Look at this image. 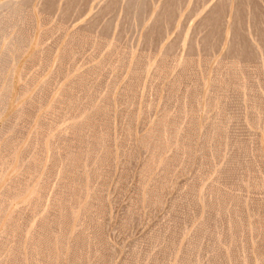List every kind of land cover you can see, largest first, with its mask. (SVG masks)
Wrapping results in <instances>:
<instances>
[{
	"label": "rangeland",
	"instance_id": "rangeland-1",
	"mask_svg": "<svg viewBox=\"0 0 264 264\" xmlns=\"http://www.w3.org/2000/svg\"><path fill=\"white\" fill-rule=\"evenodd\" d=\"M8 1L21 0H0V14ZM23 1L0 21V264H225L226 250L236 264H264V0H70L69 12L66 0ZM82 123L84 142L70 129Z\"/></svg>",
	"mask_w": 264,
	"mask_h": 264
},
{
	"label": "bare ground",
	"instance_id": "bare-ground-1",
	"mask_svg": "<svg viewBox=\"0 0 264 264\" xmlns=\"http://www.w3.org/2000/svg\"><path fill=\"white\" fill-rule=\"evenodd\" d=\"M67 1H68V2H67ZM69 1H70V0H66V2L63 1V3H64V5L67 4V5H65V9H66V6H68L67 8H69V10H70V7L73 6V5H71V4H72L73 2H75V0H74V1L72 0L73 2L70 1L71 4H69ZM81 1H82V0H81ZM110 1H111V0H109V2H110ZM116 1H117V0H116ZM116 1L114 0V2H116ZM128 1H129V0H128ZM138 1L140 2V0H138ZM138 1H137V2H138ZM141 1H143V0H141ZM172 1H173V0H172ZM172 1L170 0L171 3H172ZM236 1H237V0H236ZM19 2H20V3L15 2V1H13V2H12V1H8V2H6V3L4 4V5H5L4 7L7 9V10H6L7 13L5 12V13H4L5 15H4V14H0V21L3 20V18H6V17H10V18H12V17H14L16 14H17L16 16H17V18H18V16H19V15H18V12L20 11V10H19V6H20L19 4L22 3V0L19 1ZM23 2H25V0H24ZM49 2H50V1H49ZM52 2H53V0H52ZM76 2H77V1H76ZM109 2H108V5L111 4V6H114V4H116V3L112 4L113 1H111V3H109ZM126 2H127V1H126ZM129 2H130V1H129ZM132 2H133V1H132ZM132 2H131V3H132ZM163 2H164V1H163ZM163 2H162V3H163ZM170 2H169V3H170ZM174 2H175V0L173 1V3H174ZM226 2H227V1H226ZM77 3H78V2H77ZM144 3H145V2H144ZM162 3H161V4H162ZM166 3H167V0L165 1V4H166ZM171 3H170V4H171ZM220 3H221V2H219V4H220ZM223 3H224V2H223ZM242 3H244V2H242ZM68 4H69V5H68ZM73 4L75 5V3H73ZM134 4H135V3H134ZM177 4H178V3H177ZM2 5H3V4H2ZM61 5H62V4H61ZM64 5H62V6H60V7L64 8ZM104 5H105V4H104ZM118 5H119V4H118ZM124 5H125V4H124ZM127 5H129V4H127ZM131 5H133V4H131ZM142 5H144V4H141V6H142ZM162 5H163V4H162ZM166 5H167V4H166ZM166 5L164 6V9H165V7H169V6H166ZM181 5H182V4H181ZM221 5H222V4H221ZM221 5H220V6H221ZM224 5H225V4H224ZM224 5H223V6H224ZM228 5H229V4H228ZM43 6H44V5H43ZM133 6H134V5H133ZM138 6H139V5H138ZM141 6H140V7H141ZM174 6H175V5H174ZM174 6L171 4L170 7H174ZM226 6H227V3H226ZM51 7H52V6H51ZM73 7H75V6H73ZM105 7H106V6H105ZM129 7H130V5H129ZM170 7H169V9H170ZM177 7H178V6H177ZM217 7H218V5H217ZM227 7H228V6H227ZM27 8H28V7H27ZM106 8L108 9V6H107ZM126 8H128V6H127ZM138 8H139V7H138ZM160 8H161V5H160ZM162 8H163V7H162ZM212 8H213V7H212ZM223 8H225V7H223ZM223 8H222V9H223ZM21 9H22V8H21ZM55 9H56V8H55ZM101 9H103V5H102ZM107 9H106V11H107ZM130 9H133V8H130ZM139 9H143V8L141 7V8H139ZM164 9H163V10H164ZM227 9H228V8H227ZM234 9H237V7H234ZM39 10H40V9H39ZM60 10H62V9L60 8ZM66 10H67V9H66ZM69 10H67V11L69 12ZM71 10H72V9H71ZM71 10H70V11H71ZM137 10H138V9H137ZM159 10H160V9H159ZM159 10H158V12H159ZM163 10H162V12H163ZM172 10L174 11V8H172L170 11H172ZM210 10H211V9H210ZM223 10H225V9H223ZM62 11H63V10H62ZM100 11H101V10H100ZM102 11H103V10H102ZM102 11H101V12H102ZM135 11H136V10H135ZM142 11H143V10H142ZM165 11H169V10H165ZM211 11H213V10H211ZM211 11H210V12H211ZM46 12H47V11H46ZM139 12H140V10H139ZM149 12H150V10H149ZM162 12H161V14L159 13L161 16L164 14V13L162 14ZM210 12H209V13H210ZM215 12H218V13L216 14ZM215 12H213V13L215 14V15H214V14H213V15H214V16H218V17H220L219 10H218V11H215ZM224 12H225V11H224ZM39 13H40V12H39ZM41 13H42V12H41ZM41 13H40V14H41ZM60 13H61V11H60ZM136 13H137V12H136ZM136 13H135V15H137ZM140 13H141V12H140ZM142 13H143V12H142ZM142 13H141V14H142ZM168 13H169V12H167V15H168ZM170 13H171V12H170ZM172 13L174 14L175 11L172 12ZM220 13L222 14V11H220ZM138 14H139V13H138ZM159 14L157 13V15H159ZM211 14H212V12H211ZM211 14H210V16H211ZM236 14H237V13H235L234 16H235ZM63 15H64V14H63ZM171 15H172V14H171ZM226 15H227V14H226ZM23 16H24V15H23ZM26 16H27V15H26ZM26 16H25V18L28 17V16H27V17H26ZM64 16H66V13H65ZM210 16H207L206 18L204 17L203 19H204V20H205V19H208V17L210 18ZM43 17H44V16H43ZM61 17H62V16H61ZM136 17H137V16H136ZM136 17H135V18H136ZM138 17L140 18V16H138ZM166 17H167V16H166ZM166 17H165V18H166ZM249 17H250V16H249ZM32 18H33V16H32ZM141 18H142V16H141ZM158 18H159V16L157 17V19L155 18V20H158ZM167 18H170V15H169V17H167ZM212 18H213V17H212ZM6 19H7V18H6ZM28 19H29V18H28ZM42 19H43V18H42ZM234 19H235V17H234ZM234 19H232V20L234 21ZM251 19H252V18H251ZM14 20H15V19H14ZM16 20H17V19H16ZM23 20H24V17H23ZM26 20H27V19H25V21L22 22V24L24 23V26H25V22H26ZM136 20H137V18H136ZM138 20H139V19H138ZM155 20H154V21H155ZM159 20H162V18L160 17ZM168 20H169V19H168ZM168 20H167V22H168ZM208 20H210L209 23H211V20H212V19H208ZM208 20H205L206 23H208V22H207ZM214 20L216 21L217 19L214 18ZM232 20H231V23L233 24V21H232ZM235 20H236V19H235ZM33 21H34V20H33ZM154 21H153V22H154ZM163 21H164V20H163ZM4 22H5V21H4ZM6 22H7V20H6ZM13 22H14V21H13ZM29 22H31V21H29ZM29 22H28V23H29ZM153 22H152V23H153ZM10 23H12V22H10ZM206 23H205V24H206ZM209 23H208V25H209ZM0 24H3V23L0 22ZM13 24H16V22L13 23ZM40 24H42V23H40ZM153 24H154V23H153ZM156 24H157V23H156ZM162 24H163V23H161V25H159V27L163 26ZM232 24H231V25H232ZM20 25H21V24H20ZM29 25H30V24H29ZM33 25H34V24H33ZM92 25H94V23L91 24V27H90V25H89L88 27L85 26V25H84V26L87 27L86 29H88L89 27L92 29V27H93ZM106 25H107V24H106ZM203 25H204V24H203ZM208 25H206V26L208 27ZM211 25H212V24H211ZM13 26H14V25H13ZM21 26H22V25H21ZM4 27H5V26H4ZM22 27H23V26H22ZM22 27H20V28H22ZM80 27H83V26H80ZM85 27H83L82 29L85 30ZM153 27H154V25H153ZM153 27H151L152 30H153ZM156 27H158V26H156ZM6 28H7V27H6ZM12 28H13V27H12ZM20 28H19V29H20ZM24 28H26V27H24ZM24 28H22V29H24ZM209 28H211V27H209ZM4 29H5V28H4ZM10 29H11V28H10ZM76 29H78V28H76ZM91 29H90V30H91ZM107 29H108V28H107ZM1 30H2V29H1ZM88 30H89V29H88ZM148 30H149V29H148ZM150 30H151V29H150ZM152 30H151V31H152ZM4 31H5V30H4ZM7 31H8V30H7ZM19 31L22 32V30H18V33H19ZM24 31H26V30L24 29L22 33H24ZM79 31H80V30H79ZM79 31H78V32H79ZM231 31H232V30H231ZM9 32H10V30H9ZM73 32H74V31H73ZM75 32H76V31H75ZM80 32L83 33L82 30H81ZM87 32H88V31H87ZM87 32L84 31V33H83L82 35L84 36L85 33H86V34L89 33V32H88V33H87ZM149 32H150V31H149ZM2 33H3V32H2ZM22 33H20V34L17 35V36H16V35H13L15 38H14V37H12V38H13L14 40H17V42L20 41V40H23L24 38H22V37H24V35H22V37H21V34H22ZM90 33H91V35H92V32H90ZM6 34L8 35V33H6ZM79 34H80V33H79ZM79 34L76 33V35H79ZM147 34H149V33L147 32ZM147 34H146V36H147ZM1 35H2V34H1ZM73 35H75V34L73 33ZM91 35H89V36H91ZM69 36H71V35H69ZM93 36H94V35H93ZM146 36H145V37H146ZM31 37H32V36H31ZM84 37H86V35H85ZM84 37H83V39H84ZM97 37H98V36H97ZM20 38H21V39H20ZM70 38H72V40L74 39L73 37H70ZM75 38H76V37H75ZM79 38H80V39H79ZM79 38H78V40H82V36H81V34H80V37H79ZM89 38H91V37H89ZM247 38H248V37H247ZM10 39H11V38H10ZM13 39H11V40H13ZM92 39H94V38H92ZM92 39H91V40H92ZM236 39H237V38H236ZM252 39H253V38H252ZM69 40H70V39L68 38L67 44H68V42L70 43ZM78 40H75L76 43H74V41H73L74 45H75V46L77 45L76 48H78L79 46L82 47V45L79 43ZM85 40H88V38L85 39ZM89 40H90V39H89ZM229 40H230V37H229ZM233 40H234V39H233ZM242 40H244V39H242ZM245 40H246V39H245ZM27 41H28V40H27ZM92 41H93V40H92ZM247 41L249 42V40H247ZM14 42H15V41H14ZM14 42H13V43H14ZM77 42H78V44H77ZM80 42H82V41H80ZM102 42H103V41H102ZM243 42H244V41H243ZM7 43H8V42H7ZM9 43H10V41H9ZM9 43H8V46H9ZM20 43H21V42H20ZM26 43H28V42H26ZM65 43H66V42H65ZM73 43L71 42L70 45L72 46ZM87 43H88V42H87ZM232 43H234V42H232ZM245 43H246V42H245ZM250 43H251V42H249V47H247V48H248V49L250 48V51H251V49H254V47L251 46V47H252V48H251V47H250V45H251ZM21 44H22V43H21ZM40 44H41V43H40ZM82 44H84V43L82 42ZM115 44H116V43H115ZM239 44H240V43H239ZM11 45H12V44H11ZM11 45H10V46H11ZM16 45H17V44H16ZM27 45H28V44H27ZM70 45H69V46L67 45V46L70 47ZM241 45H242V44H241ZM5 46H6V45H5ZM63 46H64V45H63ZM67 46L65 45L64 47H67ZM199 46H200V45H199ZM228 46H229V45H228ZM236 46H237V45H236ZM238 46H239V45H238ZM247 46H248V44H247ZM254 46H255V45H254ZM6 47H7V46H6ZM18 47H19V46H17V48H18ZM64 47H62V48H64ZM68 47H67V51L69 52V51H70V48L68 49ZM115 47H116V46H115ZM231 47H232V46H231ZM239 47L241 48V46H239ZM10 48H11V47H10ZM43 48L46 49V47H43ZM72 48H73V46H72ZM193 48H194V47H193ZM228 48H230V47H228ZM236 48H237V47H235V49H236ZM4 49H5V47H4ZM4 49H3V50H4ZM7 49H8V47H7ZM22 49H23V48H22ZM45 49H43V50L45 51ZM79 49H80V48H79ZM230 49H231V48H230ZM230 49H229V50H230ZM241 49H243V48H241ZM241 49H240V51H241ZM261 49H262V48H261ZM38 50H39V49H38ZM48 50H49V49H48ZM74 50H75V49H74ZM193 50H194V49H193ZM237 50H238V48L236 49V51H237ZM6 51H7V50H6ZM62 51H63V50H62ZM168 51H169V50H168ZM232 51H234V50L232 49V50H231V53H232ZM236 51H234V52L236 53ZM238 51H239V50H238ZM238 51H237V53H238ZM250 51H249V52H250ZM252 51H254V50H252ZM252 51H251V52H252ZM47 52H48V51H47ZM65 52H66V51H65ZM71 52H72V51H71ZM187 52H188V51H187ZM194 52H195V51H194ZM234 52H233V53H234ZM5 53H6V52H5ZM38 53H39V51H38ZM227 53H228V52H227ZM231 53H230V54H231ZM242 53H243V51H242ZM242 53H241V54H242ZM254 53H256V51H255ZM257 53H258V52H257ZM1 54H2V53H1ZM45 54H46V52H45ZM45 54H44V55H45ZM52 54H53V53H51L50 56H52ZM60 54H61L62 56H65V57H66V53L64 54V52H62V53H60ZM67 54H68V53H67ZM69 54H70V52H69ZM191 54H193V52H191ZM191 54H189V55H191ZM241 54H240V55H241ZM5 55H6V54H5ZM61 55H60V57H59V56H58V57H59V58H62ZM234 55H237L238 58H239V60H240V57H241L243 54H242L240 57H239V54H234ZM234 55L231 54V56H234ZM187 56H188V55H187ZM252 56H254V55H252ZM257 56H259V55H257ZM6 57H7V56H5V58H6ZM18 57H19V56H18ZM18 57H15V58H18ZM229 57H230V56H229ZM229 57H228V58H229ZM7 58H8V57H7ZM59 58H58V59H59ZM105 58H106V57H105ZM191 58H192V55H191ZM193 58H194V57H193ZM226 58H227V57H226ZM233 58H234V57H233ZM255 58H257V57L255 56ZM0 59H1V58H0ZM62 59H63V58H62ZM127 59H128V58H127ZM127 59H126V60H127ZM185 59H186V58H185ZM231 59H232V58H231ZM235 59H236V58H235ZM241 59H242V58H241ZM258 59H259V58H258ZM49 60H50V59H49ZM49 60H48V61H49ZM59 60H61V59H59ZM59 60H58V62H62V60H61V61H59ZM183 60H184V59H183ZM189 60H190V57H189ZM227 60H228V59H227ZM242 60H243V59H242ZM242 60H241L240 62H242ZM10 61H11V59H10ZM52 61H53V60H52ZM234 61H235V60H234ZM6 62H7V59H6ZM49 62H50V61H49ZM49 62H48V65H49ZM100 62H101V61H100ZM183 62H184V61H183ZM190 62H191V61H190ZM243 62H244V61H243ZM2 63H3V61H2ZM2 63H1V66L4 64V63H3V64H2ZM61 64H62V63H61ZM99 64H100V63H99ZM124 64H125V63H124ZM124 64H123V65H124ZM137 64H138V62H137ZM182 64H183V63H182ZM188 64H189V62H188ZM234 64H235V63H233V65H234ZM243 64H245V63H243ZM6 65H7V64H6ZM6 65H5V66H6ZM104 65H105V64H104ZM135 65H136V64H135ZM138 65H139V64H138ZM138 65H137V66H138ZM180 65H181V64H180ZM185 65H187V64L185 63ZM240 65H241V64H240ZM120 66H122V65H120ZM124 66H126V65H124ZM137 66H135L136 68L134 67V69H135L136 71H137V69H138ZM244 66H245V65H243V67H244ZM179 67H180V66H179ZM181 67H182V66H181ZM183 67H184V66H183ZM234 67H236V66L234 65ZM241 67H242V65H241ZM243 67H242V68H243ZM100 68H101V67H100ZM118 68H119V67H118ZM122 68H123V67H122ZM131 68H132V67H131ZM93 69H94V68H93ZM180 69H181V68H180ZM236 69H237V68L233 69V66H232V69H231V70H234V71H235ZM240 69H241V68H240ZM244 69H245V67H244V68L242 69V71H241L242 74H243V70H244ZM55 71H56V70H55ZM55 71L53 70V73H54ZM58 71H59V70H58ZM98 71H100V70H98ZM92 72H93V70H92ZM95 72H96V71H95ZM95 72H93V74H94ZM227 72H228V71H227ZM2 73H3V72H2ZM98 73H99V72H98ZM98 73H96V74H98ZM133 73H134V70H133ZM229 73L231 74L230 71H229ZM232 73H233V72H232ZM79 74H83V73H79ZM233 74H235L234 77H236V78L238 77L237 71H236V73H233ZM236 74H237V76H236ZM9 75H10V74H9ZM9 75H8V76H9ZM133 75H134V74H133ZM225 75H228V73H226ZM225 75H224V76H225ZM50 76H53V74H51ZM80 76H81V75H80ZM82 76H85V75L83 74ZM82 76H81V78H80V77L78 78V76L75 75V78H78V82H79V79H81L80 81H82ZM94 76H95V74H94ZM231 76H232V75H231ZM231 76H230V77H231ZM47 77H48V76H47ZM85 77H86V76H85ZM85 77L83 78V80H85ZM89 77H90V76H89ZM226 77L229 78V76H226ZM239 77H240V76H239ZM34 78H35V76H34ZM52 78H53V77H52ZM72 78H74V77H72ZM86 78H87V77H86ZM222 78H223V76H222ZM227 78H226V79H227ZM10 79H11V77H10ZM47 79L49 80V77H48ZM47 79H46V80H47ZM94 79H95V78H94ZM219 79H220V78H219ZM229 79L232 80V78H229ZM238 79L240 80L241 77L238 78ZM48 80H47V81H48ZM74 80H76V82H77V79H74ZM74 80H73L72 83H75ZM88 80H89V79H88ZM227 80H228V79H227ZM230 80H229V81H230ZM234 80H235V79H234ZM244 80H245V79H244ZM86 81H87V80H86ZM222 81H224V80H222ZM229 81H228V82H229ZM49 82H50V80H49ZM83 82H84V81H83ZM219 82H220V80H219ZM225 82L227 83V87H226V88H228V86H230V85H229L230 83H228L227 81H225ZM246 82H247V81H246ZM246 82H245L244 84H245L246 87H248V86H247L248 83L246 84ZM29 83H30V81H29ZM44 83L46 84L45 80H44ZM79 83H80V82H79ZM215 83H216V82H215ZM215 83H214V84H215ZM68 84H69V82H68ZM75 84H76V83H75ZM84 84H86V83H84ZM240 84H242V83L240 82ZM10 85H11V83H10ZM25 85H26V84H25ZM30 85H31V84H30ZM40 85H41V84H40ZM43 85H44V84H42V87H43ZM66 85H67V84H66ZM78 85L80 86V84H77L76 86H78ZM217 85H218V84H217ZM217 85H216V86H217ZM231 85H232V84H231ZM238 85H239V84H238ZM8 86H9V85H8ZM45 86H46V85H45ZM45 86H44V88H45ZM69 86L72 87L73 85L71 84V85H69ZM74 86H75V85H74ZM74 86H73V87H74ZM76 86H75V87H76ZM220 86L223 87V89H226V88H224V86H226L225 84H224V86H223V85H220ZM26 87H27V86H26ZM71 87H67L68 89L70 88V89H69V90H70L69 93L71 92V89H73V87H72V88H71ZM83 87H84V86H83ZM221 87H219V88H221ZM241 87H242V86L240 85V88H241ZM8 88H9V90L11 89L10 86H9ZM24 88H25V87H24ZM39 88H40V87H39ZM44 88H42V89H44ZM216 88H217V87H216ZM249 88H250V87L245 88L246 91H247ZM5 89H6V91H7V88H4L3 91H4ZM27 89H28V87H27ZM27 89H25V90L27 91ZM68 89H67V91H68ZM75 89H76V88H75ZM223 89H222V91H223ZM236 89H237V87H236ZM28 90H29V89H28ZM86 90H87V89H86ZM86 90H85V91H86ZM250 90H251V88H250ZM36 91H37V90H36ZM38 91H39V89H38ZM63 91H65V90H63ZM67 91H66V93H67ZM7 92H8V91H7ZM7 92H5V95H6ZM27 92H28V91H27ZM27 92H26V93H27ZM40 92H42V91H41V88H40ZM40 92H39V94H40ZM236 92H237V90H236ZM239 92L241 93V91H239V89H238V93H239ZM3 93H4V92H2V94H3ZM34 93H35V92H34ZM222 93H223V92H222ZM240 93H239V94H240ZM8 94H9V93H8ZM24 94H25V93H24ZM24 94H23V96H24ZM35 94H38V93H35ZM35 94H34V95H35ZM62 94L64 95L65 93H64V92H63V93L61 92V93L58 95V97L60 98V96H61ZM70 94H71V93H70ZM70 94H69V95H70ZM73 94H75V93H73ZM247 94H248V93H247ZM63 95H62V96H63ZM65 95H66V94H65ZM83 95H84V94H83ZM7 96H9V95H7ZM7 96H6V97H7ZM35 96H37V95H35ZM35 96H33V97H35ZM62 96H61V97H62ZM73 96H74V95H73ZM229 96H230V95H229ZM238 96H239V95H238ZM58 97H57V98H58ZM224 97H226V96L224 95ZM241 97H242V96H241ZM0 98H2V96H1ZM3 98H4V96H3ZM31 98H32V96L30 97V99H31ZM39 98H40V97H39ZM57 98H56V99H57ZM63 98H64V96H63ZM63 98H62V99H63ZM81 98H83V97H81ZM81 98H80V99H81ZM231 98H232V97H231ZM245 98H246V97H245ZM4 99H5V98H4ZM28 99H29V98H28ZM35 99H36V98H35ZM35 99H34V100H33V99L30 100V102L32 103V101H33V103H34V102L36 101ZM37 99H38V98H37ZM0 100H1V99H0ZM16 100H17V99H16ZM57 100H58V99H57ZM59 100H60V99H59ZM223 100H224V99H223ZM240 100H242V99H240ZM246 100L248 101L247 98H246ZM249 100H250V98H249ZM3 101H4V100H3ZM37 101H38V100H37ZM37 101H36V102H37ZM74 101H75V99H74ZM79 101H80V100H79ZM79 101H77V102H79ZM228 101H229V100H228ZM6 102H7V100H6ZM30 102H29V103H30ZM53 102H56V103H54V104H56V105L59 103V101H58V102H57V101H53ZM4 103H5V101H4ZM4 103L2 102V103L0 104V106H1V105H4ZM25 103L28 104V100H26ZM31 103H30V107L33 106V105H31ZM40 103H41V101L39 102V104H40ZM227 103H228V102H227ZM231 103H232V102H231ZM247 103H248V102H247ZM54 104H53L52 106H54ZM76 104H77V103H76ZM239 104H240V103H239ZM21 105H23V103H22ZM24 105H25V104H24ZM28 105H29V104H28ZM28 105H26V106L28 107ZM35 105H37V103H35ZM41 105H42V104H41ZM43 105H44V104H43ZM56 105H55V106H56ZM88 105H89V103H88ZM90 105H91V104H90ZM90 105H89V106H90ZM223 105H224V104H223ZM5 106H6V104H5ZM50 106H51V105H50ZM55 106H54V107H55ZM106 106H107V104L105 105V107H106ZM21 107H22V106H21ZM21 107H19V110H18V111H22V110L24 109L25 106L22 107L23 109H22ZM35 107H36V106H35ZM98 107H99V106H98ZM98 107H96V108H98ZM224 107H226V106H224ZM5 108H6V107H5ZM20 108H21L22 110H21ZM28 108H29V107H28ZM48 108H49V107H48ZM57 108H58V107H57ZM99 108H100V107H99ZM33 109L35 110V109H37V107H36V108H33ZM49 109H50V108H49ZM52 109H53V107H52ZM100 109H101V108H100ZM100 109H99V110H100ZM102 109H103V106H102ZM0 110H1V109H0ZM4 110H5V109H4ZM4 110H3V111H4ZM25 110H26V111H29V109H27V108H26ZM30 110H32V108H30ZM34 110H32V111H34ZM50 110H51V109H50ZM54 110L56 111L55 108H54ZM99 110H95V109H93L91 112L93 113L94 116L92 115V113H91V114L89 113V115H90L91 117L93 116V118H95V117H96V114H95L96 112L94 113L93 111H99ZM108 110H109V109H108ZM225 110H226V109H225ZM103 111H104V109H103ZM227 111H228V109H227ZM23 112H24V111H23ZM23 112H22V114L19 112V114H18L17 116H20V115H23L24 113H26V112H24V113H23ZM35 112H37V110H36ZM53 112H54V111H53ZM101 112H102V111H101ZM104 112H107L106 109H105ZM108 112H110V110H109ZM224 112H225V111H224ZM27 113H28V112H27ZM45 113H46V112H45ZM99 113H100V112H99ZM220 113H221V112H220ZM225 113H226V112H225ZM227 113H228V112H227ZM43 114H44V113H43ZM101 114H102V113H101ZM1 115H2V114H1ZM26 115H27V114H26ZM44 115H45V114H44ZM102 115H103V116H102ZM102 115H98V114H97V117H99V116H100V117H99V119H98V118H96V119H98V120H100V121H101L102 119H105V117H104V113H103ZM218 115H219V114H218ZM225 115H226V114H224V116H225ZM23 116H25V114H24ZM23 116H22V117H23ZM90 116H89V117H90ZM105 116H106V114H105ZM220 116H221V115H220ZM220 116H219V117H220ZM20 117H21V116H20ZM41 117H42V116H41ZM41 117H40V118H41ZM87 117H88V116H86V118H87ZM101 117H103V118L100 119ZM42 118H43V117H42ZM84 118H85V117H84ZM84 118H83V119H84ZM93 118H90V119H93ZM221 118H222V116H221ZM226 118H227V117H226ZM229 118H230V117H229ZM23 119H24V117H23ZM44 119L46 120V118H44ZM83 119H82V120H83ZM96 119H95V120H96ZM41 120L43 121V119H41ZM98 120H97V121H98ZM228 120H229V119H228ZM228 120H227V122H228ZM84 121H85V119H84ZM90 121H91V120H89V121L87 120V123L90 122ZM22 122H23V121H22V118H21L20 123H22ZM46 122H47V121H46ZM85 122H86V121H85ZM94 122H95V121H94ZM13 123H14V122H13ZM18 123H19V122H18ZM20 123H19V124H20ZM41 123H42V122H41ZM41 123H40V125H41ZM91 123H92V122H91ZM223 123H224V122H223ZM19 124H17V125H19ZM43 124H45V123H43ZM224 124H226V123H224ZM15 125H16V124H15ZM17 125H16V126H17ZM91 125H92V124H91ZM91 125H90V126H91ZM219 125H220V123H219ZM221 125H222V124H221ZM221 125H220V126H221ZM8 126H9V125H8ZM11 126H12V125H11ZM11 126H10V127H11ZM38 126H39V125H38ZM71 126H72V125H71ZM75 126H76V125H75ZM75 126H74V127H75ZM78 126H80V127L83 126L82 128L85 127L84 124L82 123L81 125L78 124L77 127H75V128L71 127L70 129H74V131H75V129L78 128ZM86 126H88V124H86ZM90 126H89V127H90ZM222 126H223V125H222ZM18 127H20V126H18ZM18 127H17V128H18ZM89 127H88V128H89ZM17 128H14V127H13V129H14L13 131H15V129H17ZM86 128H87V127H86ZM224 128H225V127H224ZM9 129H10V128H9ZM89 129H90V128H89ZM77 130H78V129H77ZM80 130H81V128L79 129L78 132H80ZM83 130H84V129H83ZM85 130H86V129H85ZM156 130L158 131V129H156ZM227 130H228V129H227ZM74 131H73V130L71 131V135H72V132H74ZM68 132H69V131H68ZM174 132H175V131H174ZM174 132H173V133H174ZM13 133H14V132H13ZM80 133H81V132H80ZM80 133H79V134H80ZM85 133H86V131H85ZM158 133H160V132L158 131ZM75 134H76L75 136H77L76 131H75ZM79 134H78V135H79ZM88 134H89V132H88ZM12 135H13V134H12ZM12 135H11V137H12ZM63 135H64V134H63ZM71 135H70V136H71ZM80 135H82V133H81ZM9 136H10V135H9ZM9 136H8V137H9ZM70 136H68L69 139H70ZM87 136H89V135H87ZM160 136H161V135H160ZM160 136H158V137H160ZM61 137H62V136H61ZM61 137H60V138H61ZM77 137L80 138L81 136H77ZM83 137H84V136H83ZM83 137H82V138H83ZM60 138H58V139H60ZM64 138H65V137H64ZM66 138H67V137H66ZM66 138L64 139L65 141L67 140ZM82 138H80L79 141H83L84 139L82 140ZM88 138H89V137H88ZM166 138H167V137H166ZM69 139H68V140H69ZM71 139H72V138H71ZM73 139H74V137H73ZM73 139H72V140H73ZM76 139H78V138H76ZM90 139H91V138H90ZM169 139H170V138H169ZM61 140L63 141V137H62ZM70 141H71V140H70ZM75 141H76V140H75ZM77 141H78V140H77ZM79 141H78V142H79ZM88 141H89V140H88ZM103 141H104V140H103ZM60 142H61V141H60ZM83 142H84V141H83ZM83 142H82V143H83ZM89 142L92 143L91 141H89ZM89 142H88V143H89ZM98 142H99V141H98ZM69 143H71V142H69ZM79 143H80V142H79ZM230 143H232V142H230ZM240 143H241V142H240ZM7 144H9V143H7ZM61 144H62V143H61ZM72 144H73V145L75 144L74 141H73ZM76 144L78 145V143H76ZM93 144H94V143L91 144V145H92L91 147L94 146ZM95 144H96V143H95ZM233 144H234V143H233ZM233 144H232V145H233ZM80 145H81V144H80ZM89 145H90V144H89ZM99 145H100V142H99ZM102 145H103V144H102ZM228 145H229V144H228ZM242 145H243V144H239V147L241 146L242 148H244V146H242ZM65 146H66V144H65ZM71 146H72V145H71ZM97 146H98V145H97ZM97 146H96V148H97ZM3 147H4V146H3ZM6 147H7V146H6ZM57 147H58V146H57ZM75 147H76V146H75ZM94 147H95V146H94ZM98 147H100V146H98ZM58 148H59V147H58ZM89 148H90V147H89ZM227 148H228V146H227ZM56 149H57V148H56ZM92 149H93V148H92ZM92 149H91V150H92ZM229 149H230V148H229ZM67 150L69 151V149H67ZM238 150H239V149H238ZM241 150H242V149H241ZM59 151H60V150H59ZM15 152H16V151H15ZM66 152H67V151H66ZM73 152H74V151H73V148H72V151H71V153H70V156H72V155L74 156V153H73ZM58 153H59V152H58ZM226 153H227V152H226ZM13 155H14V154H13ZM42 155H43V154H42ZM53 155H54V154H53ZM55 155H56V154H55ZM52 157H53V156H52ZM228 157H230V156H228ZM39 158H42V157H41V156H40V157L38 156V159H39ZM72 158H73V157H72ZM233 158H234V157H233ZM233 158H232V159H233ZM33 159H35V158H33ZM33 159H32V162H33ZM50 159H52V158H50ZM50 159H49V160H50ZM70 159H71V157H70ZM227 159H228V158H227ZM230 160H231V159H230ZM233 160H234V159H233ZM10 161H12V160H10ZM38 161H40V160H37V162H38ZM69 161H70V160H69ZM72 161H73V159H72ZM238 161H241V162H239V164H238V163H234V165H235V164H238V166L240 165L239 168H242V167H241L242 164H240V163H243V162H242L243 160H241V157H240V159H238ZM37 162H36V164H34V165H37ZM62 162H63V161H62ZM70 162H71V161H70ZM70 162H69V163H70ZM229 162H230V161H229ZM229 162H228V163H229ZM234 162H235V161H234ZM236 162H237V161H236ZM33 163H35V162H33ZM66 163H67V161H66ZM66 163H65V164H66ZM230 163H231V162H230ZM26 164H28V163H26ZM71 165H72V163H71ZM71 165H70V166H71ZM227 165H228V164H227ZM31 166H32V164H31ZM66 166H67V164H66ZM26 168H27V167H26ZM67 168H68V167H67ZM234 168L236 169L235 166H234ZM243 168H244V167H243ZM243 168H242V169H243ZM28 169H29V167H28ZM33 169H35V168L33 167ZM33 169H32V170H33ZM71 169H72V168H71ZM82 169H83V168H82ZM82 169H81V170H82ZM35 170H36V169H35ZM221 170H222V169H221ZM62 171H63V170H62ZM69 171H70V170H69ZM64 172H65V171H64ZM82 172H83V170H82ZM82 172H81V173H82ZM66 173H67V172H66ZM221 173H223V172L221 171ZM221 173H219V174L222 176ZM225 173H226V172H225ZM34 174H35V173H34ZM61 174H62V173H61ZM64 174H65V173H64ZM65 175H66V174H65ZM84 175H85V174H84ZM34 176H35V175H33V177H34ZM82 176H83V175H82ZM221 176H219V177H221ZM61 177H62V176H61ZM64 177H65V176H64ZM83 177H85V176H83ZM222 177L224 178V176H222ZM222 177H221V178H222ZM217 179H218V178H217ZM237 179H238V178H237ZM240 179H241V180H239L240 182L238 183V187H239V184L241 183V187H239L240 190L238 189V191L240 192V193L238 192V193L240 194V196H239V194H238V196H239L238 198H240V201H239V202H241V203H240V206H239V207H240V214H241V217H242V222H244V224H245L247 230H248L249 232H251L253 229L256 228V226H254V222L252 221V216H253V214H252V212H251V208H250V204H249V201H250L249 199L252 197V195L250 194V195H251V197H250L247 193H245L246 191H245V192L242 191V188L244 189L243 186H245L244 184H247V181H244V180H243V179H244L243 177H241ZM29 181H30V180H29ZM29 181H28V182H29ZM31 181H32V180H31ZM64 181H65V180H64ZM248 181H249V180H248ZM218 182H220V181H218ZM21 183H22V182H21ZM248 183H250V182H248ZM20 185H21V184H20ZM29 185H30V184H29ZM88 185H89V184H88ZM249 185H250V184H249ZM249 185H248V186H249ZM16 186H17V185H16ZM16 186H15L14 188H17V189H18V187H16ZM23 186H24V185H23ZM25 186H26V184H25ZM25 186H24V187H25ZM64 186H65V185H64ZM28 187H29V186H28ZM65 187L67 188V186H65ZM83 187H84V186H83ZM226 187H227V186H226ZM226 187H225V189H226ZM22 188H23V187H22ZM250 188H251V187L249 186V189H250ZM8 189H9V186H8ZM12 189H13V188H12ZM19 189H20V188H19ZM64 189H65V188H64ZM225 189H224V190H225ZM227 189H230L229 186H228ZM251 189H252V188H251ZM9 190H10V189H9ZM15 190H16V189H15ZM15 190H14V189H13L12 191L10 190V192H13V191H15ZM244 190H245V189H244ZM19 191H20V190H19ZM21 191H22V190H21ZM82 191H83V190H82ZM226 191H229V190H226ZM241 191H242V192H241ZM7 192H9V191H7ZM250 192H252V190H251ZM5 193H6V192H5ZM18 193H20V192H18ZM18 193H17V194H18ZM226 193H228V192H226ZM252 193H253V192H252ZM7 194H8V193H6L5 196H6ZM13 194H14V193H13ZM20 194H21V193H20ZM20 194H19V195H20ZM22 194H23V192H22ZM2 195H3V194H2ZM2 195H1L0 197H2ZM9 195H12V194L9 193L7 196H9ZM14 195H15V194H14ZM5 196H3V197L5 198ZM7 196H6L5 200L10 198V197L8 198ZM249 197H250V198H249ZM12 198H13V196H12ZM12 198H11V199H12ZM17 198H18V195H17ZM11 199H10V200H11ZM15 199H16V197H15ZM1 200H2V198H1ZM1 200H0V207H1V204L4 203V202H3L4 199H3L2 201H1ZM2 202H3V203H2ZM51 203H53V202H51ZM51 203H50V204H51ZM55 203H56V204H52V205L55 206V205L58 204L56 201H55ZM50 207H51V206H50ZM0 209H1V208H0ZM50 211H51V210H50ZM50 211H47V212H50ZM5 212H6V210H5ZM5 212H4V213H5ZM45 214H46V213H45ZM49 214H50V213H48L47 216H49ZM44 217H46V216H44ZM0 219H1V218H0ZM43 220H44V219H43ZM35 223H37V222H35ZM39 223H40V222H39ZM28 224H29V223H28ZM37 224H38V223H37ZM37 224H36V226H37ZM39 225H40V224H39ZM39 225H38V226H39ZM38 226H37V227H38ZM231 226H232V224L230 223V224L228 225V229H230ZM37 227H36V228H37ZM34 228H35V226H34ZM36 228H35V229H36ZM39 228L43 229L44 226H43V228H42L41 225H40ZM39 228H37V229H39ZM201 228H202V227H201ZM41 229H40V230H41ZM40 230H39V231H40ZM43 230L45 231V228H44ZM230 230H231V229H230ZM31 231H34V229H32ZM39 231L37 230V233H38ZM44 231H43V232H44ZM43 232H42V233H43ZM23 234H24V233H23ZM30 234H31V232H30ZM32 235H33V234H32ZM32 235H31V236H32ZM35 235H37V234H36V230H35V234H34L33 236H35ZM40 236L42 237V235H40ZM43 236H44V235H43ZM21 238H22V237H21ZM34 238H35V237H34ZM38 238H39V237H38ZM38 238H37V239H38ZM27 239H29V238H27ZM32 239H33V238H32ZM37 239H36V240H37ZM20 240H21V239H20ZM40 240H41V238H40ZM21 241H22V240H21ZM37 241H38V240H37ZM250 241H251V240H250ZM22 242H23V241H22ZM32 242H34V240H33ZM32 242H30V240H29V241H28V244L30 245V243H32ZM26 243H27V241H26ZM28 244H27V245H28ZM32 244H34V243H32ZM32 244H31L30 246H33ZM19 245H21V242H19ZM27 245H26V247L29 246V245H28V246H27ZM11 246H12V245H11ZM30 246H29V247H30ZM29 247H28V248H29ZM250 247H251V250H252V249H253V242H252V241H251V245H250ZM28 248H27V250H28ZM10 249H11V248H10ZM10 249H9V250H10ZM10 251H12V250H10ZM27 252H28V251H27ZM10 254H11V252H10ZM23 254H24V253H23ZM222 254H223L224 259H225V262H226L225 264H236V262H237L236 260H237V259H236L235 262H234V258L231 256V253L228 252V250H226V252H222ZM7 255H9V253H8ZM9 256H10V255H9ZM5 257H6V256H5ZM10 257H11V256H10ZM7 260H8V259H7ZM238 260H239V261H238V264H240V263L243 261V260H241V259H238ZM4 261H5V259H4ZM209 261H210V260H209ZM212 263H213V262H212ZM212 263H210V264H212ZM5 264H6V263H5Z\"/></svg>",
	"mask_w": 264,
	"mask_h": 264
}]
</instances>
